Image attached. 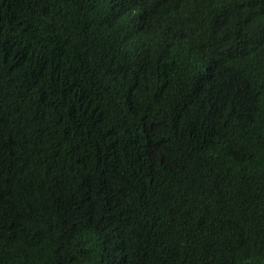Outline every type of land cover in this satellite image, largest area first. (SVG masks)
<instances>
[{
	"label": "trees",
	"instance_id": "obj_1",
	"mask_svg": "<svg viewBox=\"0 0 264 264\" xmlns=\"http://www.w3.org/2000/svg\"><path fill=\"white\" fill-rule=\"evenodd\" d=\"M0 264H264V0H0Z\"/></svg>",
	"mask_w": 264,
	"mask_h": 264
}]
</instances>
